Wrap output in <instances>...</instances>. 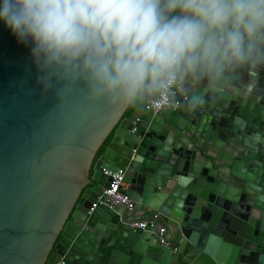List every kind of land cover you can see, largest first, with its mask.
I'll return each instance as SVG.
<instances>
[{
	"label": "water",
	"instance_id": "1",
	"mask_svg": "<svg viewBox=\"0 0 264 264\" xmlns=\"http://www.w3.org/2000/svg\"><path fill=\"white\" fill-rule=\"evenodd\" d=\"M37 76L0 24V264H264V74L247 100L190 112L179 90L176 108L146 114L148 99L127 118ZM103 170L121 171L131 207L90 211Z\"/></svg>",
	"mask_w": 264,
	"mask_h": 264
},
{
	"label": "clouds",
	"instance_id": "2",
	"mask_svg": "<svg viewBox=\"0 0 264 264\" xmlns=\"http://www.w3.org/2000/svg\"><path fill=\"white\" fill-rule=\"evenodd\" d=\"M37 82L117 108L188 95L247 100L264 74V0H0Z\"/></svg>",
	"mask_w": 264,
	"mask_h": 264
},
{
	"label": "built area",
	"instance_id": "3",
	"mask_svg": "<svg viewBox=\"0 0 264 264\" xmlns=\"http://www.w3.org/2000/svg\"><path fill=\"white\" fill-rule=\"evenodd\" d=\"M179 93V90H176L174 94L170 97H166L163 99H151L146 102L144 105L145 113L155 115L162 109L166 107L176 108L178 103L174 100V97ZM182 100H185L186 97L182 96ZM135 121H139L137 118ZM133 131H135V128H133ZM104 174L110 176V182L108 188L103 190V192L97 196L96 203H93L90 211H92L98 202H100V199L104 198L105 203L107 205H125L128 207H131V201L129 197L125 194L128 190V185L123 182V174L120 170H117L116 172H110L103 170ZM90 211L88 214H90ZM148 225V222L146 220H141L136 223H131L130 228L132 229H138L143 230ZM166 233V228L162 227L159 229V234L161 236L160 242L162 244H165V240L162 238V236ZM55 264H62L61 260H58Z\"/></svg>",
	"mask_w": 264,
	"mask_h": 264
},
{
	"label": "trees",
	"instance_id": "4",
	"mask_svg": "<svg viewBox=\"0 0 264 264\" xmlns=\"http://www.w3.org/2000/svg\"><path fill=\"white\" fill-rule=\"evenodd\" d=\"M133 112L131 105L128 107V109L126 110L123 118H127L131 115V113ZM113 132L106 138V140L103 142L102 146L99 148V150L96 153V156L93 160V164L96 162V160L99 158V156L102 155L103 151L105 150V148L107 147V145L109 144L111 137H112ZM92 173V172H91Z\"/></svg>",
	"mask_w": 264,
	"mask_h": 264
}]
</instances>
